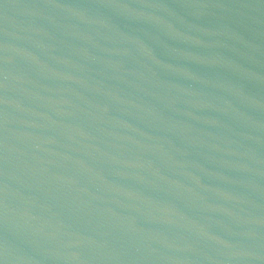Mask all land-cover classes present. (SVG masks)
I'll list each match as a JSON object with an SVG mask.
<instances>
[{
	"label": "water",
	"instance_id": "1",
	"mask_svg": "<svg viewBox=\"0 0 264 264\" xmlns=\"http://www.w3.org/2000/svg\"><path fill=\"white\" fill-rule=\"evenodd\" d=\"M0 264H264V0H0Z\"/></svg>",
	"mask_w": 264,
	"mask_h": 264
}]
</instances>
